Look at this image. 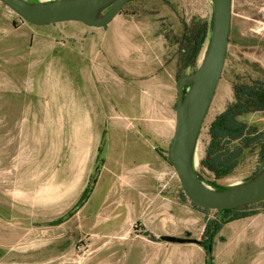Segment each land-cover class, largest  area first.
<instances>
[{"label":"rangeland","instance_id":"374dc122","mask_svg":"<svg viewBox=\"0 0 264 264\" xmlns=\"http://www.w3.org/2000/svg\"><path fill=\"white\" fill-rule=\"evenodd\" d=\"M0 7V137H11L0 146V264H264L263 216L233 225L231 235L226 225L205 251L206 222L220 217L188 203L166 160L180 75L175 40L182 23L209 25L211 0H134L101 29L32 27ZM256 81H264V0H232L226 60L193 159L205 182L231 187L258 171L256 145L239 152L229 179L215 181L201 166L234 87ZM235 121L264 130L262 113ZM166 235L198 242L167 243Z\"/></svg>","mask_w":264,"mask_h":264},{"label":"water","instance_id":"95a60500","mask_svg":"<svg viewBox=\"0 0 264 264\" xmlns=\"http://www.w3.org/2000/svg\"><path fill=\"white\" fill-rule=\"evenodd\" d=\"M130 1L58 0L29 3L25 0H0V3L32 27L79 22L88 28L101 29L111 23ZM211 1L213 24L205 55L196 71L177 78L175 125L166 160L175 171L183 194L191 203L201 209L223 211L264 201V162L250 180L216 189L200 181L193 168L200 132L224 68L231 31L232 0ZM161 240L176 244L198 242L170 235L161 237ZM207 264H212V259Z\"/></svg>","mask_w":264,"mask_h":264},{"label":"trees","instance_id":"16d2710c","mask_svg":"<svg viewBox=\"0 0 264 264\" xmlns=\"http://www.w3.org/2000/svg\"><path fill=\"white\" fill-rule=\"evenodd\" d=\"M212 24L213 16L209 25L206 22L197 19L193 20L188 25L182 23L184 29L183 33L175 40V45L178 51L177 67L180 71V75H182L181 73L187 69H192L191 73L196 71L195 68L199 62L205 43L206 41H210ZM184 91H186V89ZM233 91L235 102L229 105L227 109L217 116L212 123L209 131L211 140L206 147L204 158L201 161L203 169L206 173H212L215 181L217 179L232 176L233 170L236 167V158L239 152L243 149H248L254 145L259 146L261 154L260 166L264 162V130L246 128L235 121L237 116L243 114H264V81H256L252 85H238L234 87ZM104 134L105 132L101 138L102 142ZM95 172L98 173V170ZM197 176L199 180L206 185H209L214 189L217 188L214 183L205 182L198 173ZM94 179L95 176H93L92 180ZM250 179L251 178H248L246 181ZM92 189L93 186L87 187L84 198H86L88 193L90 194L92 192ZM191 204L194 205L193 203ZM250 206H252V208ZM250 206H243L234 210L216 211L220 218L207 220L206 227L204 229L205 240L204 242H200V245L205 244V251L208 254H211L214 238L222 230L223 226L230 222L256 215V213L264 207V201ZM196 207L203 212L212 211L201 209L198 206ZM59 224H61V222H58L56 225Z\"/></svg>","mask_w":264,"mask_h":264},{"label":"bare ground","instance_id":"6f19581e","mask_svg":"<svg viewBox=\"0 0 264 264\" xmlns=\"http://www.w3.org/2000/svg\"><path fill=\"white\" fill-rule=\"evenodd\" d=\"M1 93H0V128L1 126L3 125V120L5 118V115L2 113L3 112V109H2V106H1ZM11 140V137L9 135H5V136H1L0 137V146H4L8 143V141ZM7 150L9 152L10 155H15L16 153V143L15 142H12L11 144L8 145L7 147ZM12 163L10 164H5L6 167L8 168V166H10ZM5 177H8L7 175H4ZM3 176V177H4ZM12 176V175H10ZM229 179V178H228ZM13 182H12V179H9V178H5V185L6 187L9 189L10 187L13 186ZM13 188V187H12Z\"/></svg>","mask_w":264,"mask_h":264},{"label":"crops","instance_id":"0c3cea01","mask_svg":"<svg viewBox=\"0 0 264 264\" xmlns=\"http://www.w3.org/2000/svg\"><path fill=\"white\" fill-rule=\"evenodd\" d=\"M0 11H2V9H1V7H0ZM193 164H194V162H193ZM226 178H229V177H226ZM226 178H223V179H226ZM228 180V179H227ZM93 181V180H92ZM189 204H190V202H188ZM181 205H186V206H188L187 204H185L184 203V201L181 199V197H178V200H177V205H175L177 208H180V209H184V208H182V206ZM264 217V207L263 208H261V210L260 211H258L257 213H256V215H254V216H251V217H247V218H242V219H239V220H236V221H233V222H230V223H228V224H226L227 225V229H226V234L227 235H231L232 234V231L230 230L231 229V227L233 226V225H235V224H239V222L240 221H243V220H257V219H259V217ZM226 225L225 226H223L222 227V230L221 231H223L224 229V227H226ZM225 232H223V233H225ZM223 233H221V234H223ZM242 235H245L244 233H241ZM229 237H231V236H229ZM224 239H226V237H223Z\"/></svg>","mask_w":264,"mask_h":264}]
</instances>
